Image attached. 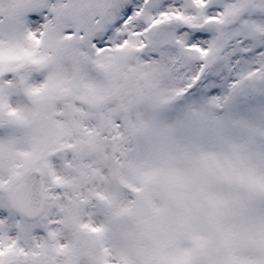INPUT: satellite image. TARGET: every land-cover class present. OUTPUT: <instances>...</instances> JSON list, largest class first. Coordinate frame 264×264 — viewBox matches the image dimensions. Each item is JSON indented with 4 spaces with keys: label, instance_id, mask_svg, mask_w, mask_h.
<instances>
[{
    "label": "snow or ice",
    "instance_id": "6c2138e0",
    "mask_svg": "<svg viewBox=\"0 0 264 264\" xmlns=\"http://www.w3.org/2000/svg\"><path fill=\"white\" fill-rule=\"evenodd\" d=\"M0 264H264V0H0Z\"/></svg>",
    "mask_w": 264,
    "mask_h": 264
}]
</instances>
